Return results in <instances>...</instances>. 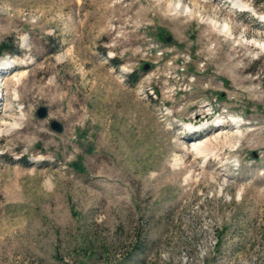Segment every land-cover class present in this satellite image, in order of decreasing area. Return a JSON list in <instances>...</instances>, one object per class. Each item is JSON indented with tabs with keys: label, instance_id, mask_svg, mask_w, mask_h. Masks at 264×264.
<instances>
[{
	"label": "rangeland",
	"instance_id": "rangeland-1",
	"mask_svg": "<svg viewBox=\"0 0 264 264\" xmlns=\"http://www.w3.org/2000/svg\"><path fill=\"white\" fill-rule=\"evenodd\" d=\"M195 1L0 0V264H264V0Z\"/></svg>",
	"mask_w": 264,
	"mask_h": 264
},
{
	"label": "bare ground",
	"instance_id": "bare-ground-1",
	"mask_svg": "<svg viewBox=\"0 0 264 264\" xmlns=\"http://www.w3.org/2000/svg\"><path fill=\"white\" fill-rule=\"evenodd\" d=\"M221 1V2H220ZM225 0H219V7H220V9H218V7L215 9V8H213L212 7V9H211V11H213V13H214V15L215 14H218V13H220V12H222L223 10H225V8H223L225 5H224V2ZM227 2H229V3H231V6H229L228 8H229V10H228V12H227V14H228V16L230 15V16H233V13H234V10L235 9H239L240 11H243L244 10V6H243V4H241L242 2L240 1V0H226ZM195 2H199L198 0H196ZM180 5V4H179ZM175 7H176V5H175ZM177 7H178V5H177ZM181 7H186V6H184V4H182L181 5ZM244 7V8H243ZM247 8V7H246ZM223 9V10H222ZM253 11V10H252ZM222 14H223V12H222ZM211 20H209L210 21V24H212L213 26H214V29H215V31H217V35H218V33L219 34H222V35H224V36H229V37H232L234 34H235V32H236V27L234 26V24H233V18L232 17H230V18H225L224 19V21L223 22H220L218 19H217V17L215 18V17H212V18H210ZM262 21H264V16H263V19H262ZM216 38V37H215ZM235 39V38H234ZM261 46V45H260ZM262 48H264V47H262ZM3 65H8V63H3V61H0V71H5L6 70V68H4L3 67ZM11 67V66H10ZM15 67V66H14ZM20 79L19 78H17L16 79V81L13 83V84H15V85H17L20 81H19ZM15 92L18 94L19 92H20V89H17V90H15ZM3 94H2V91H1V89H0V96H2ZM24 119V117L20 114L18 117H16V120H15V123H14V126L13 127H20L21 125H22V120ZM240 124V123H239ZM241 125V124H240ZM216 126H214V125H210V124H208V125H205L204 126V129H203V131H200V130H202V129H200V130H195L194 132L192 131V132H190V133H193V134H190L189 133V138H194L196 135H200V134H202V133H204V130H206V131H209L210 129H212V128H215ZM197 131V132H196ZM205 131V132H206ZM204 145V146H203ZM208 145V144H207ZM206 145H205V143L203 144V143H200V144H197V145H195L193 148L194 149H196L197 151H198V153H200L201 151H202V149L205 147ZM204 150V149H203Z\"/></svg>",
	"mask_w": 264,
	"mask_h": 264
},
{
	"label": "water",
	"instance_id": "water-1",
	"mask_svg": "<svg viewBox=\"0 0 264 264\" xmlns=\"http://www.w3.org/2000/svg\"><path fill=\"white\" fill-rule=\"evenodd\" d=\"M38 115H39L40 118L47 117V115H48V109L46 107H44V106L40 107L39 110H38ZM51 127L55 131H57L59 133H61L64 130L63 125L59 121H57V120H53L51 122Z\"/></svg>",
	"mask_w": 264,
	"mask_h": 264
},
{
	"label": "trees",
	"instance_id": "trees-1",
	"mask_svg": "<svg viewBox=\"0 0 264 264\" xmlns=\"http://www.w3.org/2000/svg\"><path fill=\"white\" fill-rule=\"evenodd\" d=\"M114 64H115L116 66H119L120 63H118V62H116V61L114 60ZM129 76H130V77H133L134 74L131 73ZM138 81H139V78H137V77H136V78H133V80L131 81V84H136V83H138Z\"/></svg>",
	"mask_w": 264,
	"mask_h": 264
}]
</instances>
